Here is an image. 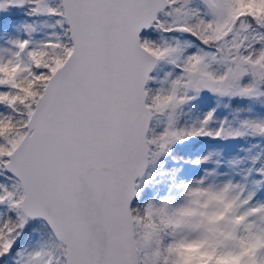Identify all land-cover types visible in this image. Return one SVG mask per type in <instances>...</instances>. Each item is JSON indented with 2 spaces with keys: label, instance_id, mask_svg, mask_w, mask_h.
<instances>
[{
  "label": "snow or ice",
  "instance_id": "6c2138e0",
  "mask_svg": "<svg viewBox=\"0 0 264 264\" xmlns=\"http://www.w3.org/2000/svg\"><path fill=\"white\" fill-rule=\"evenodd\" d=\"M0 264H264V0H0Z\"/></svg>",
  "mask_w": 264,
  "mask_h": 264
}]
</instances>
